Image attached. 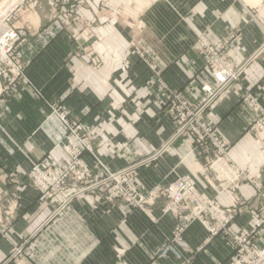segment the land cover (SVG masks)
Here are the masks:
<instances>
[{
    "label": "crops",
    "instance_id": "crops-1",
    "mask_svg": "<svg viewBox=\"0 0 264 264\" xmlns=\"http://www.w3.org/2000/svg\"><path fill=\"white\" fill-rule=\"evenodd\" d=\"M47 2L38 0L16 23L25 79L0 93V264H236L233 244L209 238L189 215L164 214L160 201L147 207L150 219L88 189L102 171L86 152L91 177L71 183L63 197L38 193L28 172L31 161L62 166L67 159L58 145L66 127L53 107L109 171L127 169L140 193L184 177L207 199L237 205L234 231L255 228L264 218V144L250 132V99L264 108V0ZM50 2L73 15L70 24L50 18ZM222 44L225 59L244 69L203 117L228 161L252 181L236 190L212 174V151L177 134L167 99L172 92L198 103L203 86L216 89L202 47ZM256 243L264 247V226Z\"/></svg>",
    "mask_w": 264,
    "mask_h": 264
},
{
    "label": "built area",
    "instance_id": "built-area-1",
    "mask_svg": "<svg viewBox=\"0 0 264 264\" xmlns=\"http://www.w3.org/2000/svg\"><path fill=\"white\" fill-rule=\"evenodd\" d=\"M37 2L38 0H0V93H9L20 80L25 79L17 56L24 32L15 26V21L24 10L33 8ZM49 4L53 6L52 2ZM233 37L234 35L231 36ZM202 48L208 68L206 73L213 79L216 89L211 90L209 86H203L205 96L198 103H190L178 93L171 92L167 98L168 107L174 113L179 127L177 134L187 137L196 148L212 151V174L220 185L228 183L232 185V190H236L242 182L252 181L228 161L227 146L204 120L203 112L224 89L240 78L244 67H233L225 59L226 44L217 48L204 45ZM262 50L264 41L259 48V51ZM140 59L153 69L145 56L141 55ZM250 101L256 114L250 132L264 144V108L255 105L252 99ZM52 113L66 127V134L59 146L65 151L67 159L62 166L53 164L48 158L30 162L28 177L38 193L46 197H63L71 183L90 178L89 169L81 160L86 152L102 171L98 179L94 178V186L88 189L101 193L106 201H122L127 206L143 212L150 219L147 207L161 201L162 213H173L177 216L187 214L191 221L199 222L206 229L209 238L226 237L234 246L236 264H264V247H259L256 243L257 228L264 226V218L255 222V228L234 231L231 225L237 205L234 203L225 207L213 199H207L191 180L184 177L177 178L168 186L158 185L147 194H142L127 169L109 171L94 152L90 141L79 135L74 123L57 108L52 107ZM68 202L69 197H66L60 207ZM181 232L182 228H179L174 234V239H178Z\"/></svg>",
    "mask_w": 264,
    "mask_h": 264
},
{
    "label": "rangeland",
    "instance_id": "rangeland-1",
    "mask_svg": "<svg viewBox=\"0 0 264 264\" xmlns=\"http://www.w3.org/2000/svg\"><path fill=\"white\" fill-rule=\"evenodd\" d=\"M43 1H45L46 3H48L47 2V0H43ZM53 3V2H52ZM49 8H50V12H49V14H50V18H53V19H55V20H57V21H60L61 23L62 22H65V23H69L70 24V21L73 19V15L71 14V13H69V12H66V13H59L60 11H58V10H53L54 9V4H53V6H49ZM31 12H33V11H31V8H28V9H26V10H24L18 17H17V19H16V21H15V26L16 27H18L17 25H16V23L18 22V21H20L21 19H22V17L25 15V14H27V15H30V13ZM19 29H21L20 27H18ZM20 47V46H19ZM168 106H169V104H168ZM65 136V135H64ZM60 142H62V140L60 141ZM59 142V143H60ZM59 145V144H58ZM61 147V146H60ZM61 149L63 150V148L61 147ZM64 151V150H63ZM65 152V151H64ZM95 152V151H94ZM82 160V159H81ZM82 162L84 163V161L82 160ZM102 162V161H101ZM85 166H86V164H84ZM96 165H98V164H96ZM103 165H105L104 163H103ZM87 167V166H86ZM88 168V167H87ZM94 178H96L95 176H94Z\"/></svg>",
    "mask_w": 264,
    "mask_h": 264
}]
</instances>
